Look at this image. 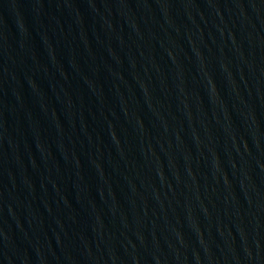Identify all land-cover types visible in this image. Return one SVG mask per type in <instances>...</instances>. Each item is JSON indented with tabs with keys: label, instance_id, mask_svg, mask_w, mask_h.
I'll return each mask as SVG.
<instances>
[{
	"label": "water",
	"instance_id": "95a60500",
	"mask_svg": "<svg viewBox=\"0 0 264 264\" xmlns=\"http://www.w3.org/2000/svg\"><path fill=\"white\" fill-rule=\"evenodd\" d=\"M0 264H264V0H0Z\"/></svg>",
	"mask_w": 264,
	"mask_h": 264
}]
</instances>
